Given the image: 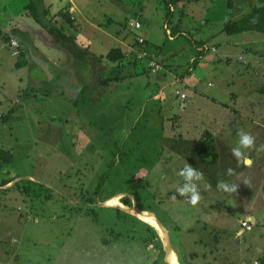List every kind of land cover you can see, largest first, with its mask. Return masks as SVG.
Returning <instances> with one entry per match:
<instances>
[{
	"label": "rangeland",
	"instance_id": "374dc122",
	"mask_svg": "<svg viewBox=\"0 0 264 264\" xmlns=\"http://www.w3.org/2000/svg\"><path fill=\"white\" fill-rule=\"evenodd\" d=\"M29 1L0 0V29L20 46L13 57L0 38V114L12 111L7 120L0 117V150L10 155L0 167V183L12 180L0 187V264H167L163 234L131 213L98 206L113 197L124 208L154 214L180 264H264V233L250 225L252 231L236 235L247 222L241 208L252 203L264 213V151H248L256 159L251 167L231 155L240 129L256 138L257 147L264 144V34L223 32L224 24L259 1L43 0L51 22L80 47L93 41L91 49L105 54L118 46L114 39L142 34L163 56L156 62L162 70L154 74H137L143 67L138 60L119 66L104 57L102 69L89 70L90 77L88 59H72L58 48L28 15ZM60 12L68 13L72 27ZM14 29L26 40L12 35ZM176 29L183 33L170 41L165 33ZM222 38L230 39L228 61L207 55L195 77L176 81L190 68L194 42L221 49ZM29 52L49 64L51 77ZM61 73L74 78L77 88L60 83ZM119 75L122 81L98 86L103 92L95 101L79 89L92 77ZM207 130L216 136L213 166L203 164L194 148ZM184 162L212 185L199 183L202 198L195 207L176 194ZM228 168L236 175L227 176ZM219 180L239 183L237 193L217 190Z\"/></svg>",
	"mask_w": 264,
	"mask_h": 264
},
{
	"label": "trees",
	"instance_id": "16d2710c",
	"mask_svg": "<svg viewBox=\"0 0 264 264\" xmlns=\"http://www.w3.org/2000/svg\"><path fill=\"white\" fill-rule=\"evenodd\" d=\"M258 1L260 3V6L253 8L250 13L244 15L240 19L226 23L223 27V32L228 35L241 34L244 32H259L264 34V0ZM25 10L27 11L28 15L52 37L56 46L65 51L70 58L79 61H85L90 56L88 48H82L78 46L74 36H69L65 34L62 28L57 27L51 22V19H49L50 11L48 8L44 7L43 0H30L29 3L26 5ZM59 15L63 16L65 22L72 27L73 22H71V17L68 15V13L66 14L60 12ZM11 34L19 36L21 37V39L26 38L25 33L23 31H19L16 29H14ZM0 38H2L5 43H9L11 37L0 29ZM30 46V44H27L28 49L30 48ZM201 54L202 53L200 52L198 55ZM124 57L125 55L121 52L119 48H112L105 56L106 60L112 63H120L122 59H124ZM17 64L20 65L19 63ZM118 78L119 76H110L104 79L100 78L98 80V84L108 85L109 83ZM11 113L12 111H9L6 115H2L1 118L3 120H7L10 117ZM203 137H205V139L198 148L197 152L198 159L207 166L214 165L216 163L217 154L216 147L213 141L211 140L212 136L208 132H205ZM9 157L10 155L8 151L0 150V167L3 162L6 163L10 161ZM11 181L12 180L2 181L0 183V187H4ZM14 184L11 187H13ZM87 202L92 204L90 198L86 201V203ZM113 209L116 210L117 213L121 212L118 209ZM148 230L152 238L154 239L155 233H153V231L149 227L146 228V231ZM156 246L158 250V255L163 257V249L160 245ZM261 263L263 264V262ZM150 264H159V260L154 259Z\"/></svg>",
	"mask_w": 264,
	"mask_h": 264
},
{
	"label": "crops",
	"instance_id": "0c3cea01",
	"mask_svg": "<svg viewBox=\"0 0 264 264\" xmlns=\"http://www.w3.org/2000/svg\"><path fill=\"white\" fill-rule=\"evenodd\" d=\"M72 10V7H70L69 8V11H71ZM73 19V18H72ZM73 21H74V19H73ZM138 23V22H137ZM140 24V23H139ZM225 25V24H224ZM165 26V25H164ZM224 27V26H223ZM177 30V29H176ZM175 32V33H174ZM169 31V30H167V32L165 33L166 34V36L169 38V40L170 41H174V40H176L177 38H179L181 35H182V33L183 32H180V31ZM169 33V34H168ZM174 33V34H173ZM137 37H142V38H144L145 39V41H146V50H147V52L149 53V55H151L152 56V60L153 61H155V62H157V63H159L157 60L160 58V57H163V56H160L159 54H157V53H155L154 51H153V49L154 48H152V47H150L149 48V43H147V38H145V36H143L142 34L141 35H139V36H137ZM137 37H133V38H129L128 36H127V38H121L122 39V41H120V40H118V39H114V41H115V43L118 45L117 47L115 46V47H113V48H119L120 50H121V52L125 55V57H124V59H122V61L119 63V66H121L120 64H122L123 63V61L124 60H126V59H131L134 63H137L138 61H136L134 58V55H135V53H134V50L133 49H135V46L133 47L132 45L135 43V41H136V38ZM88 38V37H87ZM89 39V38H88ZM87 40V39H86ZM230 39H228V38H222V47H221V49H218V47H217V45L216 44H212L211 46H209V45H207V44H203V43H199V44H197L196 42H194L193 43V49H194V53H193V56L194 57H191L190 58V68H189V70H188V72H187V74L186 75H184V78L183 79H181V78H179V79H177L176 78V81H179V82H183V80H188V82H189V80H190V78H193V77H195L194 76V74H193V72H194V70H195V67L196 66H198L199 65V63L202 61V60H204V58L207 56V55H217V53H218V56L220 55V57L221 58H226V60L228 61L230 58V56L228 55V53H226V52H228V45H230L229 44V41ZM88 42H84L85 44V46L86 47H82V48H88V50H89V52H90V56L87 58L88 60H87V62H88V65H90V66H88L86 69H88V72H87V74H89V77H90V74H91V76H92V72H89V70H93V69H95V68H101L102 69V67H101V63H102V60H103V58L106 56V54L112 49V48H110L105 54H97V53H95V51L94 50H92L91 49V45H93V48H95L96 46V43H94L93 41H89V40H87ZM244 44H246V42L244 43ZM201 45V46H200ZM203 48H208V50H203ZM157 49V47L154 49V50H156ZM202 50H203V52H202ZM97 51V50H96ZM202 53L201 55H198L199 53ZM166 54H164V56H165ZM90 59H92L91 61H93L94 62V64H93V66H92V64H89V62L91 63V61H90ZM106 59V58H105ZM201 60V61H200ZM237 60H241V58L240 57H238L237 58ZM218 61V63L221 61V60H217ZM139 62H142L143 63V67L141 68V69H139V71H136L137 72V74L138 73H140V72H142V73H146V72H149V73H151V71H150V68H148L147 67V61H144V60H142V61H139ZM202 63V62H201ZM160 64V63H159ZM204 65H206V64H204ZM95 66V67H94ZM210 68V69H209ZM208 69L212 72V73H214L215 72V70H212L211 69V67H208ZM161 70H162V66H161ZM59 71H60V69H59ZM151 74H154L153 72L151 73ZM58 76V79L60 80L59 82L60 83H65V85L67 86V88L68 89H71V90H74V89H76L77 88V83H76V81H75V79L74 78H72V77H70L69 76V74L68 73H61V74H58L57 75ZM54 77V76H53ZM52 77V78H53ZM186 77H188L187 79H186ZM101 78V76H99V77H97L96 79H95V81L93 80V77L92 78H90V83L91 84H86V85H84V86H82L81 88H79L80 89V91L82 92V94H83V92H84V90H86V92H85V95H86V98H87V100H91L92 101V99L95 101L99 96H100V94H101V92H103L102 91V89H100V87H98L99 86V84H98V80ZM124 79V76H121V75H119V78L118 79H116V80H119V81H122ZM193 83H195V81L193 82ZM158 98H160V93H158V94H156V95H154L153 96V99H158ZM181 99V98H180ZM186 98H184V99H181V100H185ZM182 107H185V105L184 104H182ZM234 113H237V112H234ZM209 116L210 117H212L210 114H209ZM0 117H1V114H0ZM261 127V130H264V126H260ZM210 129H211V127H209V131H210ZM208 130L207 131H202L203 133H202V135H201V138H200V134H198L197 135V137L195 138V140H194V148L196 147L197 148V151L195 150V152H196V156H197V152H198V148L200 147V145L203 143V141H204V139H205V137H203V135H204V133L205 132H208L209 134H211V136H212V141H213V143H214V145H215V138L214 137H216L215 135H213L212 133H210ZM216 147V146H215ZM216 154H217V148H216ZM198 157V156H197ZM252 159V158H251ZM252 161H253V163H255V161H256V159H252ZM203 163V162H202ZM216 163H217V156H216ZM215 163V164H216ZM252 163V164H253ZM204 164V163H203ZM214 164V165H215ZM207 166V165H206ZM210 166H213V165H210ZM263 178H264V175H263ZM241 210V212L243 213V215H245L244 216V218H243V220H246V221H248L249 222V224L250 225H252L253 226V228H252V230H254V229H260L262 232L261 233H264L263 232V229H264V213H260V212H258V211H256V210H254V205L251 203L250 205H246L245 207H243V208H241L240 209ZM251 230V231H252ZM245 231L243 230V229H240V230H238L237 231V234L236 235H240V233H244ZM260 254L262 255V256H264V246L261 248V251H260ZM263 260V259H262Z\"/></svg>",
	"mask_w": 264,
	"mask_h": 264
},
{
	"label": "clouds",
	"instance_id": "9594fccd",
	"mask_svg": "<svg viewBox=\"0 0 264 264\" xmlns=\"http://www.w3.org/2000/svg\"><path fill=\"white\" fill-rule=\"evenodd\" d=\"M238 142L235 147L231 149V155L236 159L238 165L244 167H251L253 161L248 155V151L255 148L257 152L264 151V144L256 146V138L250 133L243 129L237 132ZM225 174L227 176L236 175L234 169H226ZM178 175L183 179L182 185L176 189V194L186 199V203L195 207L201 201V192L199 189V183L204 182V186L210 189L212 185L205 181L204 174L194 169L191 165L184 162L183 168L178 172ZM245 185L248 183L247 180L242 181ZM239 183H233L225 180H219L216 183V189L224 193L232 194L237 193ZM176 199V195L172 197ZM171 264H179V258L175 253L172 254Z\"/></svg>",
	"mask_w": 264,
	"mask_h": 264
},
{
	"label": "built area",
	"instance_id": "2783aa9c",
	"mask_svg": "<svg viewBox=\"0 0 264 264\" xmlns=\"http://www.w3.org/2000/svg\"><path fill=\"white\" fill-rule=\"evenodd\" d=\"M129 26L132 27L133 29L135 30H140L141 29V25L137 22H130L129 23ZM169 34V33H168ZM9 48L11 50V55L13 57H19L20 55V46H19V43L17 40L11 38L9 43ZM134 50V57L136 60H139V61H148V67L151 68V72L155 73L157 72L158 70H161V66L159 64H157L155 61H153L152 59V56L149 55V53L147 52L146 50V41L144 38L142 37H137L136 38V41H135V49ZM203 50H208V48H203ZM177 95H179V93L177 92L176 93ZM181 99H184L185 97L183 95L180 96ZM241 228L244 230V231H250L251 230V226L249 224V222H242L241 223ZM256 264V263H255Z\"/></svg>",
	"mask_w": 264,
	"mask_h": 264
},
{
	"label": "water",
	"instance_id": "95a60500",
	"mask_svg": "<svg viewBox=\"0 0 264 264\" xmlns=\"http://www.w3.org/2000/svg\"><path fill=\"white\" fill-rule=\"evenodd\" d=\"M29 55H30V59L31 61L37 65L38 67L41 68V70L48 76V77H51L50 76V72H49V64L45 61H43L42 59H40L39 57H37L36 55L32 54V52H29ZM99 207H103V208H107V207H111V208H117L121 211H124V212H127V213H130V210L134 209L136 210L138 213L140 214H143L144 212H141L139 210H137V208H135L134 206L129 209V208H124V207H114V206H108L106 205V202L105 203H101V204H98ZM151 214V213H149ZM152 217L154 218L155 222L157 223V225L159 226L163 236H164V240H165V246H166V256H165V262L167 264H170L169 261L167 260V258L169 257L170 253L172 252V245L170 243V239H169V235H168V232L167 230L164 228V226L161 224V222L155 217L154 214H151Z\"/></svg>",
	"mask_w": 264,
	"mask_h": 264
},
{
	"label": "bare ground",
	"instance_id": "6f19581e",
	"mask_svg": "<svg viewBox=\"0 0 264 264\" xmlns=\"http://www.w3.org/2000/svg\"><path fill=\"white\" fill-rule=\"evenodd\" d=\"M109 199L106 201V205H108V206H114V207H123V205L121 204V202L118 199V197H113L110 200ZM130 213L133 216L137 217L142 222L147 223L148 225H150L151 227H153L154 229H156V231H158L162 235V232H161L159 226L157 225V223L155 222L154 218L150 214L148 215V213L146 214L145 212L143 214H140V213H138L134 209L130 210ZM173 251L170 253V255L168 257V261H169L170 264H171L172 254L174 253Z\"/></svg>",
	"mask_w": 264,
	"mask_h": 264
}]
</instances>
